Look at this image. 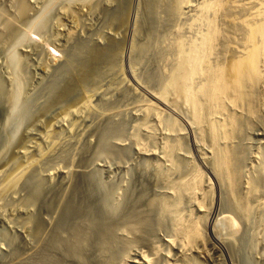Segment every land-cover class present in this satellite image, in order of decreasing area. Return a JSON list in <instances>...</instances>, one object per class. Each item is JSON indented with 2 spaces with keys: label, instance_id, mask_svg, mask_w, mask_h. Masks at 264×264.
<instances>
[{
  "label": "rangeland",
  "instance_id": "1",
  "mask_svg": "<svg viewBox=\"0 0 264 264\" xmlns=\"http://www.w3.org/2000/svg\"><path fill=\"white\" fill-rule=\"evenodd\" d=\"M204 1L0 0V83L7 84L0 93V264H26L49 242L54 231L35 235L47 215L51 222L90 215L121 231L125 241H114L107 255H116L114 264H140L141 256L180 264L175 227L190 222L203 248L187 252L188 264H264V89L259 83L248 107L224 106L225 115L238 116L228 144L232 183L224 185L215 178L209 132L215 114L195 96L204 119L191 128L192 107L174 88L181 51L205 30ZM226 9L217 13L220 34L206 71L220 61L227 36L238 40ZM201 82L193 77L192 89ZM9 176L17 181L4 189ZM36 189L24 234L22 201ZM231 197L248 207L246 215L234 211ZM131 215L144 217L142 241L127 240L123 222Z\"/></svg>",
  "mask_w": 264,
  "mask_h": 264
},
{
  "label": "bare ground",
  "instance_id": "2",
  "mask_svg": "<svg viewBox=\"0 0 264 264\" xmlns=\"http://www.w3.org/2000/svg\"><path fill=\"white\" fill-rule=\"evenodd\" d=\"M223 9H226L227 12L229 11L228 13H226L227 15L224 16V20H226V23L224 21L223 22L225 24H227L228 22L230 27H232L233 29L235 28L234 30L238 31L240 38H238L239 37L238 34H237L238 37L236 38L238 40H233L232 39L233 36L230 37L226 35L228 38L226 37L227 38L225 41L226 50H224L225 51L224 54L222 55L220 61L215 64L214 68L212 69L210 68L208 69V71H206L207 64L209 65L208 63L209 55L211 54V52H213L212 49H215L213 48L214 47L213 45L216 44V43L214 44V41H216L217 35L219 33L218 30L219 28L218 26L216 27V24L218 22V21L216 22L217 15L219 14L218 13L219 11H221L222 13ZM200 16H201L200 19L203 20V23L205 25V30L204 32H202V35H200L198 40L196 41L194 40V42H192V44L190 45L189 49L186 50V52L181 51L182 67L180 72L176 71L179 72L178 73L179 75L176 77L177 78L176 80L174 79L175 82L173 81L175 83L174 88L177 89L179 95H181L184 98V100L187 101L185 103H188L192 107L193 118L189 123V126L191 128L194 125H198V123L201 122L202 119H204V117H202L201 107L199 105L200 103L196 101L197 97L195 98V96L200 95L201 97H203L204 105L206 106L207 112L213 116L215 114V121L211 122L209 129L211 140L213 143H215V178L217 177L220 178L219 175H221V177H223L222 182L223 180H225L224 182L230 185V183L232 182H228V181L230 180V178H232L230 177L231 176L230 168L233 167L231 164L233 163L231 161V153L233 152H231L232 149L228 147V144L230 145L232 139L231 138L232 133L235 132L234 131L236 127L235 118L238 116L234 118L233 116L234 113L233 114L226 113L227 115H225L224 113V111L226 110L225 105L228 104L229 106H231V108H235L233 109V111L235 110L236 112L237 111L236 108H238L237 106L246 104V106L248 107L249 103L251 104L253 98L250 97V94H252V92H255L253 90H255L256 87L259 86V83L261 84L260 86L262 87V89H264V80L262 79V76H264L263 75L264 73V0H206L204 1L203 4L200 5ZM10 76L12 77L13 75ZM196 76L202 77V82L200 86L197 88V90L194 91L192 89L191 82H192V78L193 77L195 78ZM5 86L3 85V83H0V93L4 91V89L6 88ZM152 96L158 103H162L161 95H152ZM6 100H8V97L6 98ZM49 100L50 99L47 100L48 103ZM239 108L241 109V107ZM242 108L244 107L242 106ZM1 109L3 108L1 107ZM71 109L72 107H70L69 110ZM12 111L13 108H11V110L7 112L6 114L7 121L10 120ZM26 111H27L26 113H29L28 110ZM216 113L217 114L224 113L226 117L224 115L223 116L226 119L224 118L222 120L224 121L227 120V122L220 120L219 117L216 119ZM249 113L252 114L253 112L251 113L249 111ZM219 139L221 140L223 139L225 142L222 140V143L223 142L224 143L222 145L221 144L218 145ZM22 168L24 167L21 168L19 167L18 173H20V171L21 172L24 171V169L22 171ZM14 181L15 182L17 181L15 180V177L9 176L8 179L6 177V181L3 184V188L8 189V187L9 188L12 187ZM217 182L215 181V183ZM251 190L252 189L248 190L249 194H251ZM38 191L40 190L36 189L35 191L31 192L29 197L25 198L22 201L23 207H25L26 210L27 209L29 210L28 211L29 215L25 216L26 221L24 224H22L24 231L21 228V230L23 231V232L20 231L21 233L29 234V231L31 230V225L33 220L31 215L34 214L33 211L35 210L38 201V196L40 195L39 193H41ZM3 192H6V190L2 191V193ZM233 197L231 198L234 200L233 201L234 206H236V209L234 208V211L238 210L239 212L246 215L247 214L246 211L248 207L246 206L247 207L246 208L242 206L243 209H241L240 208L241 204L236 203V200ZM3 215H4L3 213H0V220L3 218ZM47 216L49 217V219L45 220L44 224L41 219L38 220L41 230L36 231L35 235H37L39 232L41 234H44L46 231H47L46 234H48L51 231L54 232L49 242L37 243L34 250H36L39 246H41L42 243L44 244L41 246L40 249L35 251L34 255H31L32 254L31 252L30 254L31 256H29V258L26 260L27 262L26 264H114L113 259H115L116 255L111 254L109 258H107V255L115 252V246L113 244L114 241L115 242L122 241V238L123 241H125V237H122L120 235V233H122L121 231L116 230L112 233L113 231L112 229L114 228L110 226L111 224L109 225L106 223L100 224L98 221H94L95 218L92 219L90 215H62L61 217L62 220L61 219L59 220L60 216L56 215L53 222L51 221L54 215H47ZM109 216H111L112 218L114 217L113 215H109ZM109 216L106 219L113 220ZM131 216H133V221L128 222L130 219H127L128 221L125 222L126 219L125 218L123 222L124 223L123 226L126 225V229H127L125 232L128 238L127 240H129V238L130 239L139 238L142 241L143 230L140 223L143 221L144 217L142 219L141 218L142 215L141 217L139 215H131ZM23 222L24 220L22 221V223ZM103 222H105V220ZM58 223L61 224L58 225ZM175 228L177 229L176 234L178 235L177 238L179 241V243L176 245L178 250L177 252H179L178 254L180 255V259L182 260L180 261L181 262L180 264H188L187 252L189 251L195 252L202 247V244H200V240H199L200 232L198 230L197 223L190 222L182 225L179 224ZM92 235L93 238L91 237ZM95 236H97L98 238L96 239ZM94 238L96 239L95 241ZM216 243L218 244V246H222L223 242L217 240ZM202 248L200 249V251L202 250ZM171 250L172 249H170V251ZM149 258L151 259V257ZM150 259L148 260V257L146 258L144 256H141L138 259V262L140 264H152ZM93 261H97V262L94 263ZM1 264H7V262L4 261Z\"/></svg>",
  "mask_w": 264,
  "mask_h": 264
}]
</instances>
